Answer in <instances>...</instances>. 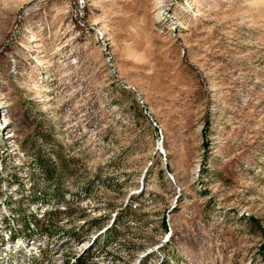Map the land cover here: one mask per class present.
<instances>
[{"label": "rangeland", "instance_id": "obj_1", "mask_svg": "<svg viewBox=\"0 0 264 264\" xmlns=\"http://www.w3.org/2000/svg\"><path fill=\"white\" fill-rule=\"evenodd\" d=\"M262 233L264 0H0L1 264H264Z\"/></svg>", "mask_w": 264, "mask_h": 264}, {"label": "trees", "instance_id": "obj_2", "mask_svg": "<svg viewBox=\"0 0 264 264\" xmlns=\"http://www.w3.org/2000/svg\"><path fill=\"white\" fill-rule=\"evenodd\" d=\"M163 228L165 229V225H163ZM262 236H263V238H264V233H262ZM22 241H24V239H22V238H20ZM31 240H33V239H31ZM24 242H28V241H24ZM264 245V244H263ZM264 249V247L262 248V250Z\"/></svg>", "mask_w": 264, "mask_h": 264}, {"label": "built area", "instance_id": "obj_3", "mask_svg": "<svg viewBox=\"0 0 264 264\" xmlns=\"http://www.w3.org/2000/svg\"><path fill=\"white\" fill-rule=\"evenodd\" d=\"M152 123V122H151ZM152 125H154V123H152Z\"/></svg>", "mask_w": 264, "mask_h": 264}, {"label": "bare ground", "instance_id": "obj_4", "mask_svg": "<svg viewBox=\"0 0 264 264\" xmlns=\"http://www.w3.org/2000/svg\"><path fill=\"white\" fill-rule=\"evenodd\" d=\"M1 264V263H0Z\"/></svg>", "mask_w": 264, "mask_h": 264}]
</instances>
